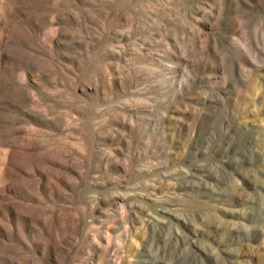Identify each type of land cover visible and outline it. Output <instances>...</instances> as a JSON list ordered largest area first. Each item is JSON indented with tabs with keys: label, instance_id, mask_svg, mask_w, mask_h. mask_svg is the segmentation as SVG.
Returning <instances> with one entry per match:
<instances>
[{
	"label": "rangeland",
	"instance_id": "1",
	"mask_svg": "<svg viewBox=\"0 0 264 264\" xmlns=\"http://www.w3.org/2000/svg\"><path fill=\"white\" fill-rule=\"evenodd\" d=\"M0 264H264V0H0Z\"/></svg>",
	"mask_w": 264,
	"mask_h": 264
}]
</instances>
